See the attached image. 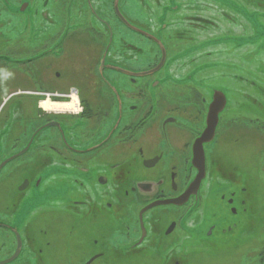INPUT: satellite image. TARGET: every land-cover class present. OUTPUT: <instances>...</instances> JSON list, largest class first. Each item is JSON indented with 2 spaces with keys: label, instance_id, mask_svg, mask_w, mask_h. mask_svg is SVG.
I'll use <instances>...</instances> for the list:
<instances>
[{
  "label": "flooded vegetation",
  "instance_id": "af4514ba",
  "mask_svg": "<svg viewBox=\"0 0 264 264\" xmlns=\"http://www.w3.org/2000/svg\"><path fill=\"white\" fill-rule=\"evenodd\" d=\"M124 1L0 0V264H264V0Z\"/></svg>",
  "mask_w": 264,
  "mask_h": 264
},
{
  "label": "rangeland",
  "instance_id": "374dc122",
  "mask_svg": "<svg viewBox=\"0 0 264 264\" xmlns=\"http://www.w3.org/2000/svg\"><path fill=\"white\" fill-rule=\"evenodd\" d=\"M153 1L154 0H145V3H147V2L149 3L150 2L152 4V7H153ZM124 4L125 5H130V10H131L130 13H133V14L138 13L139 10H143V6L141 5V2L138 1V0H125L124 1ZM124 11L127 12L126 6L124 7ZM67 109L70 110V111L72 110L71 108H67ZM261 174H263V173H261ZM246 175H247V179L248 180L256 178V176H254V175L253 176L250 175V174H246ZM261 195H262V192H258L257 191V196H259V198L262 197ZM254 207L258 208L259 211L264 212V203H256L254 205ZM262 224L264 225L263 222H262ZM255 232H257L258 234H260L261 233V230L257 229V230H255ZM240 241L241 242L239 244L242 245L243 250L245 251V249H246V242L247 241H245V238H244V240L241 239ZM223 252H224V255H228V256L225 257V258H223L222 263L223 264H234V262H233L234 261L233 260L234 253L231 250H223ZM207 261H210V260H207Z\"/></svg>",
  "mask_w": 264,
  "mask_h": 264
},
{
  "label": "bare ground",
  "instance_id": "6f19581e",
  "mask_svg": "<svg viewBox=\"0 0 264 264\" xmlns=\"http://www.w3.org/2000/svg\"><path fill=\"white\" fill-rule=\"evenodd\" d=\"M75 98V97H74ZM75 104V103H74ZM45 106H46V104H44ZM56 105V104H55ZM57 106V105H56ZM64 106H66L67 108H71L72 110L73 109H75L74 108V105H73V103H70V104H68V105H64Z\"/></svg>",
  "mask_w": 264,
  "mask_h": 264
}]
</instances>
